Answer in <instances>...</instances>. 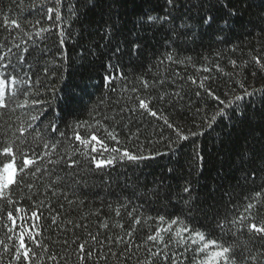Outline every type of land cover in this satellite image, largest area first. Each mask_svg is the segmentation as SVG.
<instances>
[{"label": "trees", "instance_id": "1", "mask_svg": "<svg viewBox=\"0 0 264 264\" xmlns=\"http://www.w3.org/2000/svg\"><path fill=\"white\" fill-rule=\"evenodd\" d=\"M37 3H40V0H37ZM213 3L214 0H207L201 11H210L217 20L226 17L228 9L222 8L220 4L212 6ZM41 6L46 8L54 5L44 3ZM32 7L33 0L22 2L16 0L15 3L13 0H0V8L9 13L10 19L17 18L26 32L35 33L38 28L50 27L55 23V13L53 20L48 21L46 17L39 15L38 9L33 12ZM229 7L235 11V15L231 17L229 27L223 32L214 35L209 31L195 42L183 37L179 40L173 38V43L166 45L165 40L169 38V34L164 30L142 31L139 36L134 34L137 31L134 28L137 17L143 13L162 14L164 0H120L119 11L122 16L123 32L128 41L125 49H130L132 41H139L142 50H138L137 55H124L120 62L126 80L116 81L114 86L119 90L127 83L129 89L135 85L139 91L119 92L121 97L119 105L116 104L117 93L111 92L110 89L105 90L104 87L103 77L108 75L104 65L109 60L106 55L108 49L104 45L108 41L104 40L98 31L99 16L96 13H89L87 19H75L69 16L66 7L62 8V16L67 17L61 24L65 33L64 44L60 45L59 30L53 28L51 33L45 34L47 39L39 40V48L34 56L29 57V62L48 61L50 70H55V78L50 77L49 80L56 92L54 95L47 94L51 100V107L47 109L45 125L55 114L60 130L69 134L71 127L80 121L86 120L89 125H93V115L97 112L107 113L109 117L116 115L112 109L118 110L132 103L128 101L130 95H139L141 98L158 97L163 92L171 94L182 89L181 95L184 99L179 103L175 101L161 103L153 100L150 104L153 110L162 111L170 123L179 125L186 135L204 132L203 135H190L189 140L183 142L182 149L175 155L169 152L165 142H158L163 120L142 115L141 112L125 111L122 121L117 117L115 122L111 120L103 122L110 129L115 128L121 141L120 145H115V142L108 140L109 146L127 148L133 153L141 152L144 155H154L156 151L168 153L156 156L155 159L118 165L114 171L109 170L112 171L113 179L120 178L118 186L115 184L111 186V192L117 195L123 193L131 199L132 204L139 207V211L133 214L134 218L138 215L141 221L131 238L134 245L143 243L147 235L154 234L156 228H166L175 217H180L190 228L203 232L206 240L230 243L233 237L224 236L215 228L216 220L223 221L227 213L230 222L234 216L243 212L247 203L252 202L248 199L249 195L254 196L264 185V172L257 170L259 161L255 163L249 161L241 166L238 155L244 150H249L245 156L246 160L248 156L253 155L264 157V106L258 103L255 111L249 106L242 117L233 114L230 120L220 118L211 129L203 123V114L198 115L196 111L205 104L208 105L205 111L215 110L214 104L199 87L202 80L205 86L210 87L221 99L225 98V93L242 95L244 89L240 88V84L249 91L264 89V67H261L264 65V0H231ZM36 19H40L41 23L33 26ZM6 34L0 28V35ZM89 49H94L96 54H86ZM82 54H85L83 59ZM169 54L172 60L164 59L161 63V59ZM257 58L260 65L255 62ZM232 61H235V65ZM37 67L42 71L39 64ZM205 77L208 79L204 80ZM40 78L44 79L43 76ZM140 78L149 82L148 89L142 87ZM160 80H165V83L161 85ZM192 80L196 83L193 84ZM197 91L201 92V97L195 95ZM260 96L261 93L257 91L256 96L251 99L258 100ZM27 116V110L18 109L10 119H0V124H4L5 128L11 125L7 137L0 138H12V133L27 120ZM96 118L99 119L100 116ZM79 131L82 138H87L91 134L86 128ZM97 134L103 136V128ZM164 135L170 137L173 133L170 129L164 128ZM28 139L29 142H33L32 137ZM73 147L76 145L73 144ZM37 150L42 149L38 147ZM195 151H199L203 156L199 168L193 165ZM169 168L173 169L171 173L167 171ZM253 171H256L255 180L251 178ZM246 176L248 179H245ZM161 180L163 184L160 183ZM46 184L47 181L40 182L33 192L43 193ZM186 184L191 189L190 193L182 191ZM157 188L160 189V195H151ZM225 189L231 196L225 193ZM165 191L171 194V198L165 196ZM84 192L87 195L82 196L83 204L65 205V211L69 207L75 210L60 218L59 227L50 224L49 218L56 211V200L50 193L46 199V206L42 209L43 216L39 221L43 226L41 240L51 241L52 250L60 252L61 255L70 254L72 248L76 247L72 245L67 253L62 248L65 238L69 240L73 238L71 225L65 230L68 219L87 226L76 229L77 235L82 239L90 240L89 231L93 234L99 232L101 240H104L105 236L113 235L129 239L126 232L131 227V221L123 208L120 209V217L115 215L120 202L116 196L109 195V189L101 184L100 177H91ZM28 196L29 193L24 191L17 199L21 200L20 206L30 212L32 207ZM109 203L112 204V208L108 207ZM189 203L201 210L190 212ZM47 204L54 207L50 210ZM210 205L213 207L210 208ZM252 215L255 220L248 222L260 224L264 221V194L260 197L257 207L252 210ZM160 216L165 218L163 222L158 220ZM102 222L108 223L110 227L100 228ZM119 224H123L124 228H120ZM182 227L183 224L178 223L173 226L172 232ZM48 228L52 230L48 231ZM164 235L167 239L171 233ZM240 239L247 240V235L241 236ZM212 250L215 249H209ZM113 251H117V248L113 247ZM137 256L146 264L148 257L143 248L138 251ZM137 256L133 257L130 264H137ZM61 264H64V261H61ZM69 264H77L74 256ZM100 264H117V261L110 257L107 261H100Z\"/></svg>", "mask_w": 264, "mask_h": 264}, {"label": "snow or ice", "instance_id": "2", "mask_svg": "<svg viewBox=\"0 0 264 264\" xmlns=\"http://www.w3.org/2000/svg\"><path fill=\"white\" fill-rule=\"evenodd\" d=\"M13 2L15 3L16 0ZM206 2L207 0H164L162 14L143 13L137 17L134 22V28L137 31L134 34L139 36L142 31L164 30L169 34L165 44L171 45L173 38L179 40L183 37L195 42L209 31L214 35L223 32L229 27L231 17L235 15V11L229 7L231 0H214L212 6L220 4L222 8L228 9L227 16L221 17L220 20H217L210 11H201ZM44 3L54 6L45 8L41 6ZM119 5L120 0H74V2L73 0H40V3L33 0L32 11L36 12L38 9L41 17L52 21L53 13H55V23L50 27L38 28L35 33L24 31L17 18L10 19L9 13L0 8V16H2L0 28L7 33L0 35V119H10L18 109L28 112L27 120L12 133V138H0V264H45V262L61 264V261L69 264L72 256L75 257L77 264H89V262L100 264V261H107L110 257H114L117 264H130L141 248L147 253L146 264H264V221L260 224L248 222L255 220L252 210L257 207L260 197L264 194V185L254 196L249 195L248 199L252 202L247 203L243 212L234 216L230 222L227 213L223 221L216 220L215 228H218L224 236L233 237L230 243L206 240L203 232L190 228L180 217L172 218L166 228H156L154 234L147 235L143 243L134 245L132 242L131 238L137 230L136 226L141 223L138 215L133 217V214L139 211V207L132 204L131 199L123 193L117 195L111 192V186L113 184L118 186L120 182L119 177L112 178V171L118 165L124 166L129 162L155 159L156 156L168 153L156 151L154 155H144L141 152L133 153L127 148L109 146L108 140L115 142V145H120L121 141L115 128L110 129L103 122L108 120L115 122L117 117L122 121L125 111L141 112L142 115L146 114L157 120H163L158 142H165L169 152L175 155L182 149L183 142L189 140L190 135H203L204 132H192L186 135L179 125L170 123L162 111L153 110L150 104L153 100L161 103L173 101L179 103L184 99L181 95L182 89L171 94L163 92L158 97L141 98L139 95H130L128 101L132 103L118 110L112 109L116 115L109 117L107 113L97 112L93 115V125H89L86 120L80 121L71 127V134L60 130V125L56 123L58 117L55 114L45 125L47 109L51 107V100L47 94L54 95L56 92L49 80L50 77L55 78V70H50L48 61L29 62V57L34 56L39 48V40L47 39L45 34L51 33L53 28L59 30L60 45L64 44L65 33L61 24L67 20V17L62 16V8L66 7L69 16L75 19H87L89 13H96L99 16L98 31L101 32L102 38L108 41L104 45L108 49L106 55L109 57L104 65L108 71V75L103 77L104 87L105 90L110 89L111 92L117 93L116 104L120 103L119 92L137 93L139 91L135 85L129 89L127 83L119 90L114 86L116 81L126 80L120 64L123 56L137 55L138 50H142L139 41H132L130 49H125L128 41L124 36ZM40 23L41 20L36 19L33 26ZM86 54L95 55L96 53L94 49H89ZM84 55H81L82 59ZM164 59L171 61L172 56L167 55L161 59V63ZM255 62L260 65L258 58ZM232 63L235 65V61ZM38 64L42 67V71L37 67ZM41 76L44 77L43 80ZM207 79L208 77L204 78V80ZM140 83L144 89L149 88L147 80L140 78ZM159 83L163 85L165 80H160ZM192 83L195 84L196 81L192 80ZM239 86L244 89L242 95L225 93V98L221 99L210 87L205 86L203 80L200 82L199 87L204 90V94L215 106L214 111H205V108H208L207 104L196 110L198 115L203 114V123L207 128L211 129L220 118L230 120L233 114L244 116L249 106L253 111L258 103L264 106V89L249 91L243 84ZM257 91L261 93L259 99H251L256 96ZM195 95L201 97V92L197 91ZM97 116L100 118L97 119ZM10 128L11 125L5 128L4 124H0V130H2L0 136L7 137V131ZM82 128L88 129L91 132L90 136L82 138L79 131ZM101 128L104 131L103 136L97 134ZM164 128L170 129L173 135L165 137ZM29 137H32L33 142H29ZM73 144L76 147H73ZM38 147L42 150L38 151ZM248 151L238 153L241 166L249 161L255 163L258 160L257 170L264 172V157L253 155L248 156L246 160ZM193 156V165L199 168L203 156L199 151H195ZM167 171L171 173L173 169L169 168ZM91 177H100L101 184L109 189V195L116 196L117 201L120 202L115 211L117 217L121 216V208L126 211L131 221V227L126 232L129 239L113 235L105 236L104 240H101L99 232L93 234L91 231L88 232L90 240L82 239L80 235H77L76 229L87 226L68 219L65 230H68V225H71L73 238L71 240L65 238L62 248L67 253L72 245L76 247L72 248L70 254L61 255L60 252L52 250L51 241L42 242L41 240L43 226L39 221L43 216L42 209L46 206L48 193L56 200V211L49 218L50 224L59 227L60 218L75 210L69 207L65 211L66 204L68 206L83 204L82 196L87 195L84 189L88 187ZM251 178L255 180L256 171L251 173ZM245 179L248 177L246 176ZM43 181H47L44 192H33V189ZM160 183L163 184V180ZM24 191L29 193L27 199L31 201L30 212L27 208L21 207V200L17 199ZM182 191L190 193L191 189L186 184ZM225 193L231 196L227 189ZM164 194L171 198L169 192L165 191ZM145 195L148 194L145 193ZM151 195L159 196L160 189L157 188ZM41 196L45 198L40 199ZM130 206L131 210H129ZM47 207L51 210L54 205L47 204ZM108 207L112 208V204L109 203ZM188 208L190 212L201 210L191 203L188 204ZM158 220L163 222L165 218L160 216ZM178 223L183 224V227L176 228L175 232H172L173 226ZM99 227L108 229L110 226L102 222ZM119 227L123 229L124 225L119 224ZM162 233H171V235H168L166 239ZM244 235H247V240L240 239ZM113 247H116L117 251H113ZM210 248L215 250L209 251ZM137 264H145V262L140 261L137 256Z\"/></svg>", "mask_w": 264, "mask_h": 264}]
</instances>
